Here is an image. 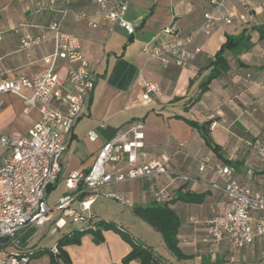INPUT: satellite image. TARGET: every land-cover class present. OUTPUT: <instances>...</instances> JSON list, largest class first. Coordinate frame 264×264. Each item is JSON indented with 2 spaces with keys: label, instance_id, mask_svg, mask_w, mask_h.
Segmentation results:
<instances>
[{
  "label": "crops",
  "instance_id": "obj_1",
  "mask_svg": "<svg viewBox=\"0 0 264 264\" xmlns=\"http://www.w3.org/2000/svg\"><path fill=\"white\" fill-rule=\"evenodd\" d=\"M54 1L51 5V0H0V73L18 79L30 77L42 69V58L52 51L51 42L21 50L20 40L25 35H41L53 20H60L62 30L79 39L82 56L93 71L94 88L64 140L60 175L52 187L64 184L57 199L69 192L65 180L70 174H86L106 141L126 126L141 122L145 134L143 159L167 154L170 157L168 168L192 181L173 182L170 176H159L105 188V191L132 194L137 206L155 203L154 193L161 189L168 195L158 205H166L178 220L175 239L182 258L173 255L166 248L162 235L142 220L146 235H132L134 240L150 248L158 264H262L264 238L256 239L241 250L223 244L211 245L204 239L209 220L230 209L224 194L209 187L210 183H221L210 166H230L238 183L251 194L264 196V165L258 161L251 145L255 139L264 142V39L259 40L254 30L264 25V11L253 5L242 10L241 6L248 0H228L225 9L217 13L226 16L230 12V23L221 20L207 30L204 14L216 15L210 0H129L126 19L134 31L128 35L120 27L107 23L90 2ZM81 12L86 17L78 19L77 14ZM244 31L250 36L252 47L238 55L226 50V70L206 85L210 62L224 44L225 37H236ZM176 36L190 38L188 48L200 49L183 69L173 64L164 66L149 56L152 46L170 42ZM145 83H154L159 89L149 100L142 99ZM22 94L31 96L28 90H23ZM38 120V111L25 113L19 97L8 93L0 95V136L24 135ZM189 121L197 125L209 124L207 135L218 146L219 153L206 145L199 130ZM90 132L95 133L96 140L88 139ZM180 145H183V153L179 152ZM2 149L0 164L7 154V150ZM200 159H206L209 164L204 172L197 169L196 161ZM187 194L191 201L179 198ZM194 198L200 201H193ZM56 202L53 206L47 204L53 208ZM78 202L73 209H78ZM95 203L96 200L89 211L90 222L83 223L82 229H96L94 218L100 213L93 211ZM60 218L54 213L45 225L54 224L55 227ZM63 220L64 228L57 230L63 232L62 237L78 229L68 217ZM115 225L129 233L123 225ZM30 229L33 233L23 244ZM30 229L20 235V240L6 246V251L28 254V264H64L56 257L57 252L48 249L53 257L40 254L47 250L39 246L36 234L40 227ZM101 235L103 240L98 244L91 234H86L78 245L64 246L62 250L69 262L123 264L122 259L131 250L129 244L110 230L102 231ZM10 246L14 249H8ZM128 264L139 262L133 260Z\"/></svg>",
  "mask_w": 264,
  "mask_h": 264
},
{
  "label": "built area",
  "instance_id": "obj_2",
  "mask_svg": "<svg viewBox=\"0 0 264 264\" xmlns=\"http://www.w3.org/2000/svg\"><path fill=\"white\" fill-rule=\"evenodd\" d=\"M84 1L95 5L97 13L107 23L120 27L128 35L133 33L134 28L126 19L129 0ZM227 1H209L216 15L204 14L205 29L209 30L221 20L230 23V12L226 16L217 13L225 9ZM54 3L51 0L50 4ZM77 17L82 19L86 16L81 12ZM48 41L52 44V51L42 58L43 68L38 72L18 79H10L0 73V95H15L22 100L25 113L31 110L39 113V120L26 134L0 136V147L7 150L0 164V264H28V254L8 252L5 247L22 230L44 226L54 213L61 217L55 222L56 230H60L66 224L64 217L71 219L72 224L90 222L91 205L99 196L103 195L125 207L132 205L128 198L116 191H105V188L159 176H170L173 182L192 181L188 176L175 174L168 168L170 157L167 154H160L151 160L143 159L144 124L136 122L117 131L101 146L86 174H70L65 180L69 192L60 196L56 205L50 208L46 191L58 180L64 140L94 88V76L91 66L82 56L79 39L64 32L60 20L51 21L39 36L25 35L20 40V49ZM190 42V38L176 36L170 42L152 46L149 56L164 66L173 64L180 69L186 68L200 53L199 48H188ZM23 90L30 91L31 96L25 97ZM144 90L143 100H149L150 95L159 91L154 83H145ZM88 139L96 140L95 133L90 132ZM251 145L256 150L258 161L264 165V142L255 139ZM182 147L180 145V153H183ZM196 163L199 172L209 167L206 159ZM209 168L221 181L220 184L210 183L209 187L224 194L230 209L209 220L204 242L241 250L251 246L256 239L264 238V196L251 194L238 183L230 166L215 164ZM167 197L164 189L154 193L157 204H162ZM77 202L79 205L75 210L72 206ZM52 252L56 253V248Z\"/></svg>",
  "mask_w": 264,
  "mask_h": 264
},
{
  "label": "trees",
  "instance_id": "obj_3",
  "mask_svg": "<svg viewBox=\"0 0 264 264\" xmlns=\"http://www.w3.org/2000/svg\"><path fill=\"white\" fill-rule=\"evenodd\" d=\"M264 25L255 27L259 34V40L264 39ZM224 44L220 47V49L213 56V61L210 62V74L208 77L209 83L211 79H214L219 76L221 71H225L227 68L226 61L224 59V52L230 51L233 55H238L242 52H248L252 47L250 42V36L245 34V31L236 37L226 36ZM190 125L196 127L202 138L204 139L206 145L212 149L213 152L219 153V148L215 144L212 143L211 139L207 135V128L209 124L197 125L192 121H189ZM55 184V183H54ZM53 184L47 188V193L52 189ZM82 197V196H81ZM182 200H190L189 194L187 196H180ZM191 201V200H190ZM193 201L199 202V198H194ZM132 212L135 216L140 218L142 221L149 224L154 230L158 231L164 240L166 248L175 255L178 259L182 258V255L179 253L176 248V231L178 228V220L175 214L166 206V205H158L153 203L148 206H135L132 209ZM112 231L119 235L122 240L129 244L131 250L130 252L122 259L123 264H128L133 260H137L139 264H158V262L154 258V254L152 250L142 243L134 240L130 236V234L124 230L122 227H118L112 222H104L100 221L96 224V229L84 228V229H76L71 232L69 235H65L59 239L56 243L57 255L56 257L61 259L64 264H71L65 252L62 248L66 245H78L80 243L81 237L86 234H91L93 237V241L95 243H100L103 240L101 235L102 231ZM33 230H28L26 236L24 238L23 244L25 241L32 235ZM40 254H49L52 256V253L48 250L43 251ZM53 257V256H52ZM51 257V258H52Z\"/></svg>",
  "mask_w": 264,
  "mask_h": 264
},
{
  "label": "rangeland",
  "instance_id": "obj_4",
  "mask_svg": "<svg viewBox=\"0 0 264 264\" xmlns=\"http://www.w3.org/2000/svg\"><path fill=\"white\" fill-rule=\"evenodd\" d=\"M246 2V1H245ZM253 5V7H259L260 10L264 11V0H248L246 5L241 6L242 10H248L251 6ZM3 149L0 147V151H2ZM64 189V184L60 183L57 187H55L54 189H52L49 192V195H46V199H47V203L49 204V206H53L56 202L57 197L61 194V192ZM114 191V190H112ZM118 194L123 195L125 198H128L131 202V208H126L123 205H121L120 203L114 201V200H110L105 198L103 195L97 197L96 203L93 207V211H98L100 213V215L98 214L96 218H94V220L96 222H94V227H96V224L100 221H102L101 219H107V220H112L113 223L115 224H121L123 225L128 231L130 236L133 238L132 235L139 237L140 235H146V229H144V227H142L141 223V219L138 218L137 216L134 215V213L131 211L135 206H137L136 204V199L135 197L131 194H122L121 192L116 191ZM48 194V193H47ZM140 219V220H139ZM71 220V219H70ZM69 222V220H67ZM134 222H136L134 224ZM75 225V224H74ZM149 225V224H148ZM32 227V226H31ZM84 227L83 222H80L78 224H76L74 226V228H81ZM28 229H30V227L22 230L21 232H19V234L14 238V240L12 241V243H14V241L16 242V240H20V235L23 232H26ZM124 229V228H123ZM37 237H39V246L45 249H49L51 251H53L56 247V243L59 241V239L62 237L63 232L62 231H57L56 228L54 227V224H49V225H45L44 227H40V229L37 230ZM18 237V238H17ZM8 249H14L11 246ZM156 250V249H155ZM264 264V262L262 263Z\"/></svg>",
  "mask_w": 264,
  "mask_h": 264
}]
</instances>
